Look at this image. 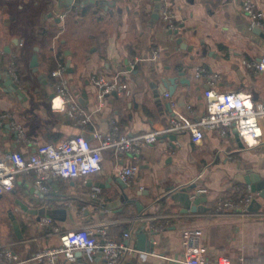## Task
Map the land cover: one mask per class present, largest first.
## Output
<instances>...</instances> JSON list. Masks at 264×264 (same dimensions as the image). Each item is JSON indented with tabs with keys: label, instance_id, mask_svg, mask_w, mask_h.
<instances>
[{
	"label": "crops",
	"instance_id": "crops-1",
	"mask_svg": "<svg viewBox=\"0 0 264 264\" xmlns=\"http://www.w3.org/2000/svg\"><path fill=\"white\" fill-rule=\"evenodd\" d=\"M98 1L0 0V114H13L27 138L19 140L0 123V150L29 154L35 149L33 141L55 144L83 130L97 144L94 133L103 136L114 123L120 134H136L164 127L173 116L196 121L206 110L204 90L211 73L218 74L217 90L248 93L255 106L264 102V71L244 63L264 54V36L250 26L241 0ZM162 2L172 14L173 29L167 28ZM258 3L264 10V0ZM34 54L37 69L32 66ZM12 57L20 95L4 84ZM61 62L70 93L91 116L85 124L50 108L51 72ZM198 66L203 69L200 77ZM181 68L190 83L179 82L169 97L158 94L160 78L177 75ZM117 73L129 84L130 94L106 95L102 102L90 77ZM261 126L259 143L252 146L234 127L223 136L206 130L198 142L188 131L162 134L143 149L129 184L119 171L133 160L113 149L102 152L100 171L50 178L46 192L35 187L33 171L17 173L12 189H0V250L8 248L17 259L0 254V264H45L34 259L35 253L59 245L61 234L85 224H105L113 239L130 232L128 243L136 251L119 264H171V258L182 256L184 234L190 229L199 233L203 257L210 264L219 256L231 264H264V198L257 192L260 207L246 214L216 211L218 198L237 201L249 192L248 174L264 178V120ZM193 185L190 194L205 189L200 204L207 209L183 212L171 194ZM21 202L39 213L27 212ZM142 232L153 244L150 252L137 248ZM58 264L104 261L76 250L74 259L61 255Z\"/></svg>",
	"mask_w": 264,
	"mask_h": 264
},
{
	"label": "built area",
	"instance_id": "built-area-1",
	"mask_svg": "<svg viewBox=\"0 0 264 264\" xmlns=\"http://www.w3.org/2000/svg\"><path fill=\"white\" fill-rule=\"evenodd\" d=\"M162 6L166 7L163 15L167 28L173 29L172 14L165 2H162ZM240 9L248 17L250 26L259 27L264 32V10L259 6L258 0H241ZM64 15L65 13L62 17ZM156 55L154 52L152 58ZM244 63L264 71V54L258 60L244 61ZM64 71L65 66L61 62L57 69L51 72L53 95L50 99V108L53 111L64 112L73 120L85 124L90 121L91 116L70 93ZM8 72L14 81L18 82L14 57L10 59ZM195 73L197 77H200L203 69L198 66ZM90 80L97 86L102 102L105 96L113 91L121 95L130 94L129 84L121 79L119 73L112 76L92 75ZM217 80L218 74L207 75L208 88L204 90L206 110L196 121L173 116L164 127L136 134H120L118 125L114 123L107 134L100 136L94 133V137L99 140L97 144H92L90 139L80 133L55 144L33 141L35 149L29 154L0 150V189H12L16 174L19 172L33 171L34 185L43 192L48 191L46 181L50 178L86 177L101 170L102 152L106 149L127 153L133 160L130 164L122 166L119 171L122 180L129 184L138 171L143 149L155 144L160 135L170 132L188 131L192 140L198 142L202 140L206 130L217 131L223 136L230 127H234L248 146L258 144L262 136L261 121L264 120V102L255 106L248 93L217 90ZM164 95L169 97L168 92ZM3 122L10 124L19 140L27 141L23 124L13 114L8 111L2 112L0 123ZM99 190V187H94V191ZM204 191L205 189L201 188L196 192ZM91 196L96 197V192H92ZM255 196L256 193L249 188V192L237 201L218 198L216 211L222 213L231 210L246 214ZM45 222L48 223V219H45ZM52 231L60 233L61 230L59 226H53ZM130 237V232L126 231L121 239H113L108 235L105 224H85L61 234L59 245L43 247L35 253L34 259L45 264H58L61 255L74 259L75 251L83 250L91 255H100L105 264H119L123 257L136 251L128 243ZM199 238L197 230H187L183 238V254L179 258H171V264H210L203 257ZM0 254L9 260L17 259V256L5 247L0 250ZM214 264H231V262L228 257L219 256Z\"/></svg>",
	"mask_w": 264,
	"mask_h": 264
},
{
	"label": "water",
	"instance_id": "water-1",
	"mask_svg": "<svg viewBox=\"0 0 264 264\" xmlns=\"http://www.w3.org/2000/svg\"><path fill=\"white\" fill-rule=\"evenodd\" d=\"M83 2L84 3H90L93 5H96L99 3L98 0H83ZM254 30L257 33H259L260 35L264 36V32H262V30L259 27H254ZM175 33H176V31H175ZM177 42L182 43L181 37L177 38ZM37 65H38L37 54H34L32 57V66L35 69H37ZM68 65H69V62L67 63V66ZM5 77L6 78L4 80V84L9 87V92H14V93H17L18 95L22 94L18 83H16L14 81L13 77L9 74V72H7ZM179 82L186 83V84L190 83V80L188 79V77L185 78V74H184V71L182 70V68L178 71L177 75H170V76L161 77L160 82H159L160 84H158L157 93L158 94H164L165 92H168V94L171 95L175 91ZM206 88H208V87H206ZM107 95L117 96L118 94L116 91H113L112 93L107 94ZM4 126H5V128H8V129L11 128L10 124L8 122H5ZM81 134H83L86 138H89L88 135L86 134L85 130H83V132ZM169 136L172 139L175 138L174 135H169ZM245 182L248 185H250V190L252 192H254V193L258 192L257 193L258 196H260L261 198H264V178H261L258 174L250 173L245 177ZM190 188H194V185L192 187L184 186L179 191L173 192L171 194V198L173 200H179L181 202L183 212H186L188 210L200 211L202 209L203 210L207 209V208H203V206H201V204H200L201 201H203L205 199L204 192H201V193L195 192V194L193 195V194H190L188 192V190ZM21 205L23 206V208L27 212H33L35 214L39 213L38 210L29 209L28 206L22 202H21ZM259 207H260V202H258L257 197L255 196L251 200V202L248 206V210L254 211V210H257ZM40 218L41 217L39 214L37 219H40ZM14 227H15L17 236L21 237V234L19 233V227H18L17 222H14ZM137 238H138V242H139V245L137 246L138 250L142 251V252L143 251L144 252H150L153 244H152L151 240H149V241L147 240V234L143 233V232L138 233Z\"/></svg>",
	"mask_w": 264,
	"mask_h": 264
}]
</instances>
